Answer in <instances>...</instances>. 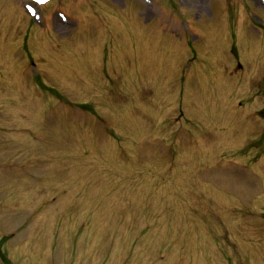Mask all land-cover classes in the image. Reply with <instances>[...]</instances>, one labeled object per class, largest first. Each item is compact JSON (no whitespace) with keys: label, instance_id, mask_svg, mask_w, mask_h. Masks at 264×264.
Wrapping results in <instances>:
<instances>
[{"label":"rangeland","instance_id":"1","mask_svg":"<svg viewBox=\"0 0 264 264\" xmlns=\"http://www.w3.org/2000/svg\"><path fill=\"white\" fill-rule=\"evenodd\" d=\"M0 264H264V0H0Z\"/></svg>","mask_w":264,"mask_h":264},{"label":"water","instance_id":"2","mask_svg":"<svg viewBox=\"0 0 264 264\" xmlns=\"http://www.w3.org/2000/svg\"><path fill=\"white\" fill-rule=\"evenodd\" d=\"M7 1L12 2L14 4H17L19 6L25 7V8L38 5V4H35V3L31 2V1H27V0H7ZM34 1L37 2V0H34Z\"/></svg>","mask_w":264,"mask_h":264},{"label":"snow or ice","instance_id":"3","mask_svg":"<svg viewBox=\"0 0 264 264\" xmlns=\"http://www.w3.org/2000/svg\"><path fill=\"white\" fill-rule=\"evenodd\" d=\"M37 3L47 4L48 3V0H37Z\"/></svg>","mask_w":264,"mask_h":264}]
</instances>
